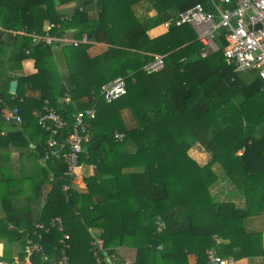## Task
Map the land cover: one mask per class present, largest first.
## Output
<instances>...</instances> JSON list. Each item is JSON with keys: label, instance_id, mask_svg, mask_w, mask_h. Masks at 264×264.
<instances>
[{"label": "trees", "instance_id": "16d2710c", "mask_svg": "<svg viewBox=\"0 0 264 264\" xmlns=\"http://www.w3.org/2000/svg\"><path fill=\"white\" fill-rule=\"evenodd\" d=\"M139 1L0 0V106H18L25 120L20 128L0 123L7 129L0 135V240L16 234L25 245L27 236H36L37 221L48 225L61 216L73 264H96L91 241L99 227L104 245L98 256L106 251L113 262L123 245L137 249L130 264H193L190 254L196 255L195 264H208L211 249L236 261L264 258L263 231L250 219L264 218V79L226 63L224 29L215 35L219 49L204 56L208 47L194 28L178 23L181 11L197 2L209 7V0H150L155 15L146 20L135 10ZM65 15L72 18L61 20ZM60 20L61 32L76 28L77 37L92 32L93 42L107 44V50L93 56L92 44L54 46L11 32L44 33L49 22ZM58 47L65 74L58 64L39 61ZM156 54L165 55V67L149 74L143 66ZM26 58L37 61V72L9 73L21 72ZM119 76L126 78L128 92L107 103L101 90ZM15 79L18 90L11 93ZM67 94L70 104L63 101ZM45 99L69 124L80 109L97 105V117L87 119L92 140L80 157L81 164L95 165L96 178L85 177L86 188L72 186L63 157L43 161L49 133L32 110H41ZM117 131L125 133L122 141L116 140ZM196 142L210 154L202 166L187 152ZM10 143L22 144V161L13 162L3 149ZM217 181L219 197L212 192ZM228 187L232 198H226ZM44 192L46 202L36 213L35 197L39 202ZM19 195H27V208L18 207ZM159 216L165 222L160 232ZM40 232L46 249L58 255L54 248L63 232Z\"/></svg>", "mask_w": 264, "mask_h": 264}, {"label": "built area", "instance_id": "2783aa9c", "mask_svg": "<svg viewBox=\"0 0 264 264\" xmlns=\"http://www.w3.org/2000/svg\"><path fill=\"white\" fill-rule=\"evenodd\" d=\"M210 6L207 7L202 2H197L186 10L179 13L178 23H189L196 31L199 40L208 48L203 53L214 52L219 49L215 40L218 30L224 29V38L227 45L224 49V56L227 64L235 66L237 71L255 70L259 76L264 79V0H209ZM65 18V19H64ZM70 15L61 17V20L71 19ZM60 21H51L46 27L44 33L28 32L25 29L11 30L14 35H28L33 38L35 43L45 42L48 45H74L92 44L88 33H83L82 37H77L78 29L68 28L61 32L62 23ZM57 29L61 35L51 33V30ZM73 33V34H72ZM29 53V51H28ZM165 67V55L156 54L155 58L143 66L147 73L159 72ZM128 92L127 80L123 76L116 77L105 84L101 90L103 99L107 102H113ZM63 101L70 104L72 99L70 95H65ZM32 114L37 118L39 126L49 133L47 143V153L43 161H47L52 155L63 157L68 165L67 175L75 182L77 170L81 167L80 157L84 152L85 144L92 140L93 132L88 120L97 117L98 109L96 103L92 106L84 107L73 114V122L69 124L57 110L51 105L49 99H45L42 109H33ZM88 119V120H87ZM22 127L25 120L18 106L1 107L0 123ZM7 129L0 126V135H5ZM115 138L122 141L125 133L115 132ZM64 190L70 189V184L65 183ZM157 230L160 232L165 227V222L159 216L156 220ZM52 228L63 232L58 239L60 246L56 245L54 249L59 252H49L42 242L44 230L45 233L51 232ZM93 232L91 241L92 250L97 255L96 264H113V256H109L104 251L102 258L99 251L103 250L104 239L101 232ZM33 235L27 236L24 245L23 257H17L13 260H6L0 257V264H73L69 250L70 234L64 232V224L61 216H55L50 223L46 225L43 222L36 223V230ZM215 238L221 241L217 235ZM161 248V246H158ZM208 264H237V261L230 256H222L215 249L208 251Z\"/></svg>", "mask_w": 264, "mask_h": 264}, {"label": "crops", "instance_id": "0c3cea01", "mask_svg": "<svg viewBox=\"0 0 264 264\" xmlns=\"http://www.w3.org/2000/svg\"><path fill=\"white\" fill-rule=\"evenodd\" d=\"M68 5L69 4H67V6ZM67 6H64V8L67 7ZM163 30L164 29H162L161 31H163ZM155 33L156 32H154V34ZM107 46L108 45H106L104 43H99V42H97V43L95 42L94 43L93 42L92 46L89 48V53L91 55H93V56L94 55H98L100 52L103 51V48L105 49V47H107ZM9 53H10V51H9ZM39 61L40 62H48V63H56V64H58V66H59V68H60L62 73L65 74L67 72V66H66V62H65V59H64V55H63L62 49H60V48L55 49L52 55L46 57L45 59H41ZM36 62L37 61L35 59H33V58H26V59H24L22 61L23 69H22L21 72L13 73V72L10 71L9 73L10 74H14V75H30V74H34L35 72H37V69L35 68V63ZM1 71H2V69H0V73H1ZM11 82H10V85H11ZM17 82H18V80H17ZM17 90H18V87H17ZM28 93L29 94H36L37 91H29ZM67 95H69V94H67ZM132 123H133V121H132ZM14 129L15 128H13V130ZM31 145H34V144L31 143ZM22 148H23V146H22L21 143H18V144L17 143H14V144L10 143L9 147H5L4 150H7L8 152H10L11 160L13 162H16L17 160L18 161H22L21 160L22 156H20L21 155L20 154V149H22ZM187 152H188V155L191 158H193L201 166L206 164L208 162L209 158H210L209 152L206 151L205 148L198 142H196L195 144L191 145L188 148ZM203 152L206 153V157H205ZM205 158H207V161H205L206 160ZM94 170H95V165H93V164L83 163L81 165V167L79 168V175L76 177V180H75V182L78 184L79 188H86L87 187V182L85 181V177L94 176ZM127 170H130V169L126 168V171ZM94 178H96V175L94 176ZM103 179L104 178L101 176V178L97 179V182H102ZM45 189H47V188H45ZM217 191H218V193L220 192V186H218ZM212 192L213 193L216 192V189H214V187L212 188ZM47 195H48L47 192H44V194L41 196L39 202H37V197H35V202H36L35 212L36 213H40L42 211V209L44 207V204L46 202V199H47ZM218 195L220 196V194H217V196ZM26 196L27 195H25V196L24 195H19L16 198H14V199H18V202L20 203L18 207L27 208L26 203H24V201L26 199ZM245 203H246V201H244V197L242 199H240V205L244 206ZM250 219H253L251 224L254 226V228L261 229L263 231V244H264V218L253 217V218H250ZM95 229L97 230L98 234L100 232L102 233L103 230H104V229H102L100 227L99 228H95ZM20 241L22 243V250H21V252L19 253L18 256L13 257L12 259L20 257L22 252H23V249H24L23 248L24 247L23 241L22 240H20ZM5 249L6 248H5L4 240L3 241L0 240V254H4L5 253ZM116 251L117 252L115 254V259H114L115 263H113V264H130L132 262H135V260H137V257H138L137 249L134 246H130V245L119 246V247H117ZM127 251L131 255H127L126 254ZM0 257L4 258V256H1V255H0ZM196 259H197L196 255H194V254H190L189 255L190 263L195 264ZM237 261H238V264H264V258L263 257H255L253 259L242 258V259L237 260Z\"/></svg>", "mask_w": 264, "mask_h": 264}, {"label": "rangeland", "instance_id": "374dc122", "mask_svg": "<svg viewBox=\"0 0 264 264\" xmlns=\"http://www.w3.org/2000/svg\"><path fill=\"white\" fill-rule=\"evenodd\" d=\"M136 6H135V10H136V12H137V15L142 19H144V20H146V19H148V18H150V17H152V16H154L155 15V10H154V6H153V3H151V1L150 0H141V1H139L137 4H135ZM61 7L62 6H60L59 8L61 9ZM69 8H70V6H68ZM142 9V10H141ZM91 11H93L92 12V14H94L95 16H98V14H99V11H98V9H94V10H91ZM92 40V39H91ZM92 42H93V40H92ZM95 43V42H94ZM97 43V42H96ZM100 43V42H99ZM105 44V43H104ZM107 45V44H106ZM108 47V46H107ZM107 47H105V49L103 48V51L102 52H100V53H103L104 51H106L107 50ZM59 48V47H58ZM58 48H56V49H58ZM61 49V48H60ZM99 53V54H100ZM248 72H249V70H245V71H242V73H244V75L245 76H247V77H249L248 76ZM127 116L129 115L128 113V111H125L124 112ZM0 149H1V147H0ZM4 149V148H3ZM37 152H39L40 153V151L38 150ZM204 153V152H203ZM204 155H205V157H206V153H204ZM206 160L205 161H207V158H205ZM204 161V162H205ZM217 165V164H216ZM6 167H7V165H5ZM217 169H218V166H217ZM6 171H7V168H6ZM217 171H219V170H217ZM77 175H79V169L77 170ZM219 176H220V174H219ZM222 179V177H219V181ZM219 181H217V183H216V185H215V189H216V193L218 194V191H217V188H218V186H219ZM72 186H74L75 188H78V184L76 183V182H73V185ZM227 190H229V192H228V194L226 195V198H232L233 197V191H231L230 189H229V187L227 188ZM226 192V191H225ZM225 192L223 193V194H225ZM240 192H238V194H239ZM217 194H216V196H217ZM240 194H242V193H240ZM219 197V196H218ZM4 216V214H3V212L1 211V208H0V218H2ZM13 230L11 231L13 234H15L16 232H15V230H16V228H12ZM156 229V228H155ZM156 233H158L157 231H156ZM5 242V253L4 254H0L1 256H4L5 258H13V257H15V256H18L19 255V253L21 252V250H22V243H21V241L18 239V237H16V234H15V236H13L12 237V239L11 240H5L4 241ZM127 255H131L128 251H127V253H126ZM237 264H238V261H237Z\"/></svg>", "mask_w": 264, "mask_h": 264}, {"label": "water", "instance_id": "95a60500", "mask_svg": "<svg viewBox=\"0 0 264 264\" xmlns=\"http://www.w3.org/2000/svg\"><path fill=\"white\" fill-rule=\"evenodd\" d=\"M57 3L59 2V0H55ZM92 36H93V33L91 32V33H89V37L90 38H92ZM17 87H18V82H17V80H13L12 82H11V85H10V92L11 93H16L17 92Z\"/></svg>", "mask_w": 264, "mask_h": 264}, {"label": "clouds", "instance_id": "9594fccd", "mask_svg": "<svg viewBox=\"0 0 264 264\" xmlns=\"http://www.w3.org/2000/svg\"><path fill=\"white\" fill-rule=\"evenodd\" d=\"M124 77V76H123Z\"/></svg>", "mask_w": 264, "mask_h": 264}]
</instances>
